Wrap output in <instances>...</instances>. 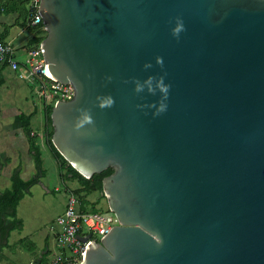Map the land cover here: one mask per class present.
Masks as SVG:
<instances>
[{"label":"water","instance_id":"water-1","mask_svg":"<svg viewBox=\"0 0 264 264\" xmlns=\"http://www.w3.org/2000/svg\"><path fill=\"white\" fill-rule=\"evenodd\" d=\"M39 11L47 68L74 92L51 107V142L86 179L112 169L101 185L119 224L79 264H264V0ZM150 76L170 86L165 101Z\"/></svg>","mask_w":264,"mask_h":264},{"label":"rangeland","instance_id":"rangeland-1","mask_svg":"<svg viewBox=\"0 0 264 264\" xmlns=\"http://www.w3.org/2000/svg\"><path fill=\"white\" fill-rule=\"evenodd\" d=\"M12 17L10 16V18ZM11 20L9 19L8 22ZM19 21L21 22V19ZM14 28L17 29L18 26L14 25ZM0 72V137L5 135L3 128L7 127L9 130L10 126L15 123L16 115L20 119L22 114L28 115L33 110L34 105H39L41 108L36 116L32 118L31 124L40 133L37 137H40L38 139L41 144L39 152L44 175L40 177L38 183L30 187L29 193H25L17 205L16 218L21 220L22 229L14 230L10 236V243L16 246L11 253L18 249L15 257L10 255L11 262L14 264H27L37 253V249H44L46 245L50 247L52 252H59L57 238L61 226L56 222V217L65 208L69 194L68 190L74 191L80 187L77 181L66 177V168L61 172L57 170L58 163L46 144L47 133L51 131L52 126L46 121L45 115L51 107L41 103L31 91L29 84L19 78L8 67H1L0 65ZM9 150L13 149L9 148L4 151L8 152ZM15 154L12 153V155ZM24 159L26 160L23 156L18 157L14 161L13 169L20 167ZM21 171L23 177L29 178L35 173V167H26ZM5 186H8V184H5ZM86 200L88 203L92 202L97 209L103 211L107 209V201L102 190L91 192ZM0 261H3V259Z\"/></svg>","mask_w":264,"mask_h":264},{"label":"built area","instance_id":"built-area-1","mask_svg":"<svg viewBox=\"0 0 264 264\" xmlns=\"http://www.w3.org/2000/svg\"><path fill=\"white\" fill-rule=\"evenodd\" d=\"M25 6L24 26L45 31L39 11L40 0H27ZM7 9L5 3H0V15ZM0 65L8 67L28 83L33 94L46 106L52 107L58 100L73 97V88L69 83L64 84L47 73L40 42L20 54L13 44L0 38ZM56 222L61 226L57 238L59 252L50 260L34 259L27 264H79L87 245L92 240L100 242L112 227L119 224L108 207L104 211H82L80 199L72 191H69L65 208L56 217ZM79 236L86 237V240L82 241Z\"/></svg>","mask_w":264,"mask_h":264},{"label":"trees","instance_id":"trees-1","mask_svg":"<svg viewBox=\"0 0 264 264\" xmlns=\"http://www.w3.org/2000/svg\"><path fill=\"white\" fill-rule=\"evenodd\" d=\"M27 0H0V3H5L8 10L16 9L18 4H26ZM25 12H26V6ZM24 24V22H22ZM33 35L29 40V46L33 47L44 38L45 31L36 28L32 29ZM49 108L46 112V121L51 124ZM30 115L22 114L20 117L22 129L27 136L29 142V149L33 157L35 173L27 180H23L20 175V167L13 169L10 175V186L0 191V260L3 259L1 254L2 248L6 246L7 238L12 230H21L22 222L16 218V207L19 201L24 197L25 193H29L31 186L39 182L41 176L44 175L42 169V161L40 159V152L36 144L37 136L33 135L30 129L29 123ZM52 129L47 133L46 144L51 152L52 156L58 163L59 172L66 168L65 175L69 179H74L79 183L80 188H76L74 192L80 199L82 211H97L96 206L92 202L88 203L86 197L93 191L102 190L101 181L104 176L109 175L112 169L104 170L100 174H95L91 178L86 179L77 173L59 154L51 142ZM0 162V168H1ZM84 195V196H82Z\"/></svg>","mask_w":264,"mask_h":264},{"label":"crops","instance_id":"crops-1","mask_svg":"<svg viewBox=\"0 0 264 264\" xmlns=\"http://www.w3.org/2000/svg\"><path fill=\"white\" fill-rule=\"evenodd\" d=\"M10 16H13L14 18L13 17L10 18ZM24 18H25V8L23 4H18L16 9H9V10L7 9V11L4 14L0 15V38L13 44L18 49V52L20 54H22L25 50H27L30 47L29 40L33 35L32 29L26 28L24 24H22ZM9 19L12 20L8 22ZM19 19H21V22L19 21ZM14 25H17L18 28L15 29ZM39 109H41L39 105H34L33 110L28 114L30 115L29 123H30L31 132L34 133L35 136L40 135V133L38 132V130H35L32 127L31 120L34 116H36ZM16 118L17 119L15 120V123H13L10 126L9 130L7 129V127L3 128V132L5 133V135L0 137V142L3 143L0 144V150H3L0 151V162L2 164L0 168V191L10 186L9 184L10 180L9 181L7 180L10 179L14 161L18 157L23 156V158H26V160L24 159L22 165L20 166V172H19V175L23 180H27L30 177L29 178L23 177L21 170L25 169L26 167L29 168L32 166L34 168V161L29 149L30 147L27 136L23 132L21 120L18 118L17 115ZM39 138L40 137H37L36 144L38 146V149L41 150V144L39 143L40 141H38ZM9 148H12L13 150H9L8 152L4 151V150H8ZM45 148L46 150H48L47 147ZM12 153H16V154L12 155ZM56 168L59 171L58 166H56ZM73 181L76 180L73 179ZM5 184H8V186H5ZM69 191L72 190L69 189L68 192ZM13 231L14 230H12L9 233L6 246L2 248L1 254L3 256V261H0V264H4V263L14 264L10 260L11 259L10 255H12V257H15L18 252V249L14 253H11L12 250L16 247L14 246V244L10 243V236ZM36 252L37 253H35V255L29 261L34 259L47 261L50 260L54 256V254H56V252H52L50 247L47 245L45 246L44 249H37Z\"/></svg>","mask_w":264,"mask_h":264},{"label":"clouds","instance_id":"clouds-1","mask_svg":"<svg viewBox=\"0 0 264 264\" xmlns=\"http://www.w3.org/2000/svg\"><path fill=\"white\" fill-rule=\"evenodd\" d=\"M184 30L182 22L177 18L175 26L172 28L171 32L172 35L176 38L179 37V34ZM156 62L158 65L163 66V59L161 57L156 58ZM151 67L150 64H146L145 68ZM153 80L156 81L157 87L159 89V92L162 94L163 100L165 101L167 99L168 91H169V85L164 83V77H148L145 81V84L151 85ZM137 92H140L143 90V86L139 83L136 82V87L134 89ZM150 91H152L151 87L149 88ZM114 103L113 99H109L105 103L101 104L100 107L105 108V107H110ZM166 110V104L160 103L159 107L157 108L156 112L153 113L154 115H158ZM85 123L91 124L92 119L90 115H86L82 121H79L78 127H82Z\"/></svg>","mask_w":264,"mask_h":264},{"label":"bare ground","instance_id":"bare-ground-1","mask_svg":"<svg viewBox=\"0 0 264 264\" xmlns=\"http://www.w3.org/2000/svg\"><path fill=\"white\" fill-rule=\"evenodd\" d=\"M47 73H48L50 76H52L51 73L49 72V70L47 71ZM52 77H53V76H52Z\"/></svg>","mask_w":264,"mask_h":264}]
</instances>
